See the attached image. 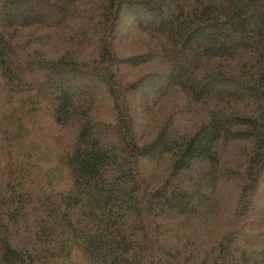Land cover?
<instances>
[{
	"label": "trees",
	"instance_id": "1",
	"mask_svg": "<svg viewBox=\"0 0 264 264\" xmlns=\"http://www.w3.org/2000/svg\"><path fill=\"white\" fill-rule=\"evenodd\" d=\"M0 264H264V0H0Z\"/></svg>",
	"mask_w": 264,
	"mask_h": 264
},
{
	"label": "rangeland",
	"instance_id": "2",
	"mask_svg": "<svg viewBox=\"0 0 264 264\" xmlns=\"http://www.w3.org/2000/svg\"><path fill=\"white\" fill-rule=\"evenodd\" d=\"M131 23H130V21H124V22H122L121 23V25L119 26V28L117 29V31L119 32V33H125L126 31H128L130 28H132L131 27V25H130ZM121 44H122V42H121ZM141 50V49H140ZM128 53H130V52H128ZM130 66V65H129ZM154 67H156L157 69H159V70H161V71H163L164 69H166V67H163L162 65H160V64H158V65H154L153 67H151V68H154ZM127 69V71H129L130 70V67H127L126 68ZM150 69V68H149ZM148 69V70H149ZM143 72H147V69H145ZM151 92V91H150ZM149 91H143V90H139L138 92H135V93H150ZM99 93H103V91H101V92H99ZM105 93V92H104ZM106 95H104V98H106L105 97ZM147 97H148V94H142V96L140 97V99L139 100H133V98H132V100H130L131 101V105H132V108L134 109L133 110V112L135 113V111H136V115H135V124H136V129L138 130V129H140V125H141V119H140V117H138V111H139V109L141 110V108L142 107H145L147 104H148V102H147ZM166 117H167V115H166ZM159 125V124H158Z\"/></svg>",
	"mask_w": 264,
	"mask_h": 264
}]
</instances>
